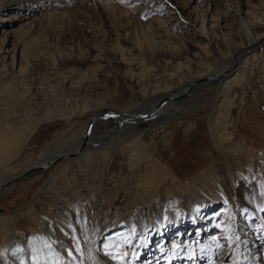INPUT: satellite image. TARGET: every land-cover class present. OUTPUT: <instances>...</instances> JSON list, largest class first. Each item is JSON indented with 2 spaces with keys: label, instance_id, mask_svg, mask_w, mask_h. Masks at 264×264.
Masks as SVG:
<instances>
[{
  "label": "rangeland",
  "instance_id": "1",
  "mask_svg": "<svg viewBox=\"0 0 264 264\" xmlns=\"http://www.w3.org/2000/svg\"><path fill=\"white\" fill-rule=\"evenodd\" d=\"M232 5L241 9L238 15L230 22L218 20V10H227ZM43 7V12H28V6L16 3L0 12V18L5 19L0 21V41L4 38L12 44L25 43L26 53L33 62L26 80L12 82L13 95L5 93L0 85V123L16 127L37 119L43 123L18 157L0 168V183L23 175L26 168L44 158L47 148L53 151L58 144L83 136L88 121L97 113L143 110L157 96L174 95L197 80V72L207 65L211 66L212 73H218L244 47L238 33L240 26H247L248 34L257 25L264 28L260 20L264 19V0H59ZM24 14L33 15L34 22L24 34L21 30L14 33L24 23L23 17L9 18L18 19ZM215 15L218 16L214 18ZM213 21L218 23L211 26ZM96 28H101L103 37L96 34ZM205 29L210 30V35L214 32L212 41L199 36ZM97 50H100V60L96 62ZM122 54L135 59L126 62ZM181 63L184 66L179 69ZM263 77L264 69L255 67L248 80L241 87H235L234 121L230 127L235 142L256 150H264ZM156 87L161 91L153 93ZM215 93L216 89L197 84L181 101L183 106L195 110L168 124L164 130L148 133L142 138L143 149L134 154L128 145L110 149V157L96 150L88 162L66 161L70 162L68 170L63 167L66 162H62L35 181L24 180L1 189L0 215H10L3 220L10 231L9 237L29 238L37 234L52 240L53 235L60 243L64 230L54 224L52 217L69 213L77 224L71 245L66 246L75 254L74 263L108 264L97 253L106 236L132 222L152 220L154 210L159 214L166 212L167 225L174 227L177 218L189 211V203L210 205L214 199L209 195L215 188L223 194L229 193L235 213L239 211L243 204L239 189L246 185L241 176L248 170L249 155L243 152L238 160L216 146L209 125ZM84 109L86 112L81 114ZM96 126V140L114 133L118 127L114 122ZM119 133H111L104 143ZM130 136L128 129L120 139L127 142ZM163 168L168 174L157 171ZM202 170L213 174L218 184L198 181L196 176ZM259 173H264V164ZM51 179L52 183L47 185ZM259 180L254 179L248 188L254 187L264 204V179ZM31 204L35 206L32 212L27 211ZM220 204H212L205 213L217 210ZM252 219L254 223L260 221L255 215ZM228 223L220 225L221 238L210 244H206L208 235L218 233L219 224L204 232L190 230L189 223L184 225L183 235L192 236L191 243H196L198 250H209L210 246L213 249L201 264H264L263 221L257 230L252 227L251 233H244V239L248 238L242 242L241 250L236 238L245 226L239 224L233 230ZM161 235L156 240L153 238V245ZM249 238L260 240L252 243ZM1 239L6 238L0 237V246ZM176 244L178 250L181 245ZM130 249L124 242L115 254L117 257L111 259L116 264H129ZM168 254L157 264L193 263V254L187 256L183 250L176 255ZM2 256L0 264H5L7 258ZM51 256L54 264L69 262L60 251H53Z\"/></svg>",
  "mask_w": 264,
  "mask_h": 264
},
{
  "label": "bare ground",
  "instance_id": "2",
  "mask_svg": "<svg viewBox=\"0 0 264 264\" xmlns=\"http://www.w3.org/2000/svg\"><path fill=\"white\" fill-rule=\"evenodd\" d=\"M56 1L58 2L59 0H52V1L0 0V12L5 11L6 9L10 8L12 4L15 5L16 3L22 5L23 7L28 6L29 7L27 9L28 12H43L42 11V9L44 8L43 6H45L46 3H53ZM234 5H232V8H228L227 10H224V8L220 9L221 8L220 7L219 8L220 10H218V12H220L218 20L221 19V21L223 22L224 21L230 22L235 16H237L240 8L239 6H234ZM216 16L218 15H215L214 18ZM22 17L24 23L20 24L21 26L17 28L14 31V33L17 32L19 33L21 30V32H23L22 34H24L25 32H27L25 31L26 28L32 25V23L35 20V17L30 14L21 15L20 17H18V19L17 18L14 19V17L13 19L9 18V20H20V18ZM2 20L5 19L0 18V21ZM260 20L264 22V19H260ZM201 23L203 24L204 21H202ZM216 23H218V21L216 22L213 21L211 23V26H214ZM252 30H254V32L248 34V31H250V29L247 26L246 28H242L241 26L239 27L238 33L240 32L242 45L244 47L242 46L243 47L242 50L234 53L236 56L239 57L238 64L236 66H234L235 58L234 61H232L229 66L227 65L222 66V68L218 73H214V72L212 73L210 70L211 66L207 65L205 68L203 67V69L197 72L198 75L197 80L191 81L189 84L185 86V88H183L174 95L161 94L160 96H157V98L153 100L152 105L146 109H143L144 111L137 110L138 112L129 111L127 113H117L113 111L121 115L133 114V115L143 116L147 113L152 112V110L156 107L158 102L164 96H178L181 92L187 90V88L189 87V85H191V83L195 84L196 86L197 84H199L201 87L204 86V88L206 89L209 88L216 89V93H215L216 101L212 110V114L210 115V119H209L210 131L213 140L216 146L220 150H222L227 156H236L237 159L239 160L242 157L243 152H247L249 155V162H247L248 170L242 173L241 176L245 180L246 185L244 184L241 185L239 189V195L243 203L241 209H239V211L235 213L234 211L235 207L230 201L229 193L225 191L223 194L222 192L215 190V188L211 189V195L209 196L213 198L214 201L210 202L209 203L210 205H207L206 207L204 206L205 208L202 207L200 203L197 204L196 201L189 203L187 207L189 211H186L185 213L180 215L179 218H177L178 221L174 226L176 230H178L177 233L174 232L175 230L174 227H170V225H167L166 212H164L163 214H159L158 210H154L153 218H151L152 220L140 224L132 222L128 226H123L122 228H119L109 233L106 236L104 242L101 245V248L99 249V251L97 250V253L98 255L103 256L107 261H109V263L107 262L108 264H116L111 258L112 256L113 257L116 256L115 255L116 252L119 250V248H122L124 242L126 243L127 248L129 249L131 248L129 250V252L131 253L130 254L131 256H129L131 257V261L129 262V264H157L161 260V258L166 254L170 253V255L172 254L176 255L177 252H179L180 250H183V254H186L187 256H192L191 254H193L194 256L193 263L195 262L197 263L198 261L202 260L199 263H197V264H201L202 262H205L204 257L208 256L207 254L210 253L209 250L212 252L213 249H211L210 245H209L210 248L209 246L206 245V247H208L209 250L208 249L198 250L199 248L196 245V243L194 244L191 243L192 236L189 237V235L188 236H185L186 234L183 235L182 229L184 225L189 223L191 224L189 225L190 230H193L194 232H198V231L204 232V229H209L212 225L218 226L219 224L218 227L220 231H218V233H215L212 236H211L212 233L208 235L209 237L206 240L207 241L206 244H210L211 241L214 240L217 241L219 240V238H221L223 230L220 227L223 226L226 222H229L228 223L229 225L231 224L233 230H236V228L239 227V224H243V226L245 227H242V229L239 230L238 232L236 231L238 234H240V237L236 239L237 241H239L238 249L241 250L240 247L242 242H245L248 238L247 237L246 239H244L246 237L244 233L249 232V230L252 229V227H254V229L257 230L259 228L258 226H261V224L259 223L262 221L264 224V220L262 219L264 216L263 215L264 204L260 199L259 193L256 190H254V187L253 189H249L253 185L254 179L259 178L260 179L259 181H262L264 179V175H263L264 173H259V170L261 169V164H264V150L262 149L256 150L254 147L248 148L238 144L237 142H235V138H234L235 135L233 134V132L230 131V127L233 125V121H234L232 117V109L234 104L236 103L235 87H241L248 80V76L254 73L255 67H261L264 69V44H262L264 42V28H262V25H257V27H255ZM101 32H102L101 28H96V34L100 35ZM213 34L214 32L212 33V35H210V30L205 29L204 34L199 33V36L204 38L207 37L210 39V41H212ZM216 38H218L217 34H215L214 39ZM10 44L13 46L12 49L9 47ZM260 44L262 45L258 47ZM251 51L253 52L250 53ZM248 53H250L249 56H247ZM99 56H100V50H97L96 62L100 60ZM122 59L124 61L126 60V62H132L135 59V57L127 58L124 54H122ZM31 60L32 58H29V56L26 53L25 43L23 42L20 43L19 41L12 44L10 43V41L5 40L4 38L1 39L0 85L3 87L5 93L7 94L13 93L11 90L13 88L12 87L13 81H23L26 80L27 77H29L28 75L31 73L30 68H33V62ZM182 66L184 65L181 63L178 65V68L182 69ZM262 84H264V77ZM196 86L194 89H196ZM160 91L161 90L156 87L153 93L155 92L157 93ZM188 94L186 95V97L188 96ZM186 97H184L182 100H184ZM182 100L168 104L162 110L159 111V114L156 118L148 122L141 119L129 121L128 120L129 118H125L124 116L122 117L119 116L116 118H105L97 121L93 130L91 131L90 144L88 145V147L80 151L77 156L72 157L71 155L78 152L81 148V145L83 144V139L85 137V134L87 133V126H88L87 124L86 129L83 132L84 137L81 136L82 138L81 137H79L78 139L74 138L73 139L74 141L72 142L65 141L62 144H58L53 151L48 150L47 148L43 152L44 158L39 160L38 163H36L35 165H31L28 168H26V172L20 177H18L17 182L14 181L17 179L15 178L10 181L1 182L0 185L4 186V188H2L4 190L24 180L31 179L35 181L38 179L39 175L48 172L50 169L54 168L57 164L62 162L72 161V160H75L77 162L80 161L88 162L93 158L96 150L99 151L102 154V156L106 155L110 157V149L116 148L118 146H120L122 149L123 148L122 146L128 145L129 148L131 149V153L134 154L136 153L137 150L143 149L144 144L142 138L146 136L148 133L159 131L162 129L164 130V128L167 127L168 124L176 120H179V118L185 115L186 113L195 110L183 106V102H181ZM86 109L81 111V114L85 113ZM97 114L92 117L97 116ZM35 121L36 122H29L20 127L13 126L11 124L2 125V123H0V168L9 165L14 159L18 157L21 150L27 144L30 138L35 134L38 127L43 124L41 123L40 119H37ZM105 122L116 123L118 125L117 129L119 130L120 133L117 131H115L114 133L113 132L108 133L107 135L108 137L109 135H111V133L112 134L119 133V134L117 136L111 137L110 140L104 143L105 138L108 137L107 136H105V138L99 137L100 139L96 140L94 131L96 130L97 127L96 125L98 123L103 124ZM128 129H130L131 131L130 137L132 138L130 141L126 142L127 139L124 140L120 138H122L123 133L126 132V130ZM62 156H70V158L58 160ZM258 160L261 161L263 160V163L259 162V164H257ZM69 163L70 162H66L65 165L63 166L65 170H68V168L70 167ZM49 165L50 167L49 169H46V171L36 172L32 175H29L28 173L29 171L35 169L36 167L43 168L45 166V168H48ZM255 165L256 168L254 167ZM157 171H161L165 175L168 174L169 172L166 171L165 168H163V170H157ZM196 179L198 181H201V183L203 184H208V182L212 183L213 185L218 184L216 179L214 178V175L206 170H202L196 176ZM50 183H52V179L47 183V185ZM50 187L52 186H49V188ZM217 203H221L220 206L218 205L219 208L217 210L215 211L213 210L212 212L209 211L205 213V210L207 208H210L212 204H217ZM34 208L35 206L31 204L29 208H27V211L32 212L34 211ZM252 215L257 216V218L260 219V221L254 223L252 219ZM9 217H10L9 214L4 216L0 215V237L6 238L5 240L1 239L3 240L2 242L3 245L0 246V255H4L2 257L7 258V262L5 261V264H54L51 258L52 257L51 254L53 253V251L56 252L60 251L63 257L69 261L65 264H76L74 263L75 254L73 253L69 254L71 250L67 248L69 245H71L70 242L73 240L71 236L74 234L77 227L75 220L76 218L72 217L71 214L69 213L66 214L63 212L60 214H55L52 217L53 219L52 221L54 222V224L56 222L64 230L62 231L64 238H60L61 240L58 239L60 243L56 240L55 236L53 235L51 236L52 240H50V238L48 237L45 238L43 235H37V234H34L29 238H22V237L10 238L9 237L10 231L8 230L6 224H4L5 221H3L5 218H9ZM151 221H154L153 226L151 225ZM51 226L52 224L49 225L48 227L50 228ZM223 229L225 230V228ZM263 231H264V225H263V230L261 232ZM160 234L162 235L160 236L159 240L156 242L155 245H153L154 244V242L152 241L153 238L155 237L157 238V236H159ZM255 236L258 235L255 234ZM198 238L199 237H197L196 239ZM175 240L177 242H175ZM249 240L252 243H255L257 240L260 239L249 238ZM52 242H55L56 245L55 244L52 245L53 244ZM178 242L181 245V247L178 250H176V246H177L176 243ZM187 264H189V262Z\"/></svg>",
  "mask_w": 264,
  "mask_h": 264
},
{
  "label": "water",
  "instance_id": "3",
  "mask_svg": "<svg viewBox=\"0 0 264 264\" xmlns=\"http://www.w3.org/2000/svg\"><path fill=\"white\" fill-rule=\"evenodd\" d=\"M238 60L239 57L236 56L235 57V61H234V66H236L238 64ZM195 84H191L189 85V87L187 88V90L181 92L178 96H164L156 105V107L152 110V112L147 113L143 116H138V115H133V114H127V115H121V114H117L113 111L110 110H106L103 112H100L97 114V116L95 117H91L90 120L88 121V126H87V133L85 134V137L83 139V144L81 145V148L78 152H76L75 154H72L71 156H77L78 153L84 149H86L88 147V145L90 144V135H91V131L93 130L95 124L97 121L101 120V119H105V118H116L119 116H124L125 118H129V121H133V120H144V121H151L152 119L156 118L159 114V111L162 110L165 106H167L170 103L182 100L184 97H186V95L192 91L195 88ZM117 132H119V130H116ZM66 158H70V156H62L60 157L58 160H63ZM50 165L48 166V168H45V166L43 168H39L36 167L35 169H32L31 171H29V175H32L36 172H43L46 171V169H49ZM44 169V170H43ZM18 178L14 181L17 182ZM4 188L3 185H0V189Z\"/></svg>",
  "mask_w": 264,
  "mask_h": 264
},
{
  "label": "snow or ice",
  "instance_id": "4",
  "mask_svg": "<svg viewBox=\"0 0 264 264\" xmlns=\"http://www.w3.org/2000/svg\"><path fill=\"white\" fill-rule=\"evenodd\" d=\"M69 254H71V252Z\"/></svg>",
  "mask_w": 264,
  "mask_h": 264
},
{
  "label": "crops",
  "instance_id": "5",
  "mask_svg": "<svg viewBox=\"0 0 264 264\" xmlns=\"http://www.w3.org/2000/svg\"><path fill=\"white\" fill-rule=\"evenodd\" d=\"M31 140V139H30ZM29 143V142H28Z\"/></svg>",
  "mask_w": 264,
  "mask_h": 264
}]
</instances>
